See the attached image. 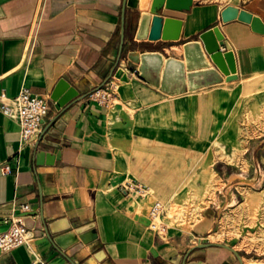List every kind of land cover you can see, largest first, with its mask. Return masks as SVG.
I'll list each match as a JSON object with an SVG mask.
<instances>
[{"label": "crops", "instance_id": "obj_1", "mask_svg": "<svg viewBox=\"0 0 264 264\" xmlns=\"http://www.w3.org/2000/svg\"><path fill=\"white\" fill-rule=\"evenodd\" d=\"M193 1L189 11H160L182 21L168 39L136 37L151 0L126 5L121 42L123 0H0V93L28 87L49 103L40 134L26 144L0 110V164L12 168L0 169V231L3 215L23 203L32 209L29 242L0 250V264H264L262 253L209 238L217 211L241 203L244 190L264 188V131L233 136L223 150L212 136L241 95L264 88V0ZM229 5L251 21H224ZM212 27L234 72L224 73L205 49L200 33ZM104 87L109 100L100 104ZM206 169L222 194L185 234L150 229L145 211L118 189L135 179L152 188L150 201L165 202L201 183ZM50 222L93 223L84 233L96 237L57 248ZM204 242L212 244L197 247Z\"/></svg>", "mask_w": 264, "mask_h": 264}, {"label": "rangeland", "instance_id": "obj_2", "mask_svg": "<svg viewBox=\"0 0 264 264\" xmlns=\"http://www.w3.org/2000/svg\"><path fill=\"white\" fill-rule=\"evenodd\" d=\"M236 2L238 0H216ZM264 131V88L252 89L240 96L235 110L229 115L223 130H214L213 144L217 149H224L225 142L231 137L249 136ZM236 139V138H235ZM233 151L236 147L233 146ZM201 181L193 186H186L170 200L163 201L164 212L155 219L156 232L162 234H185L200 219L207 206L218 199L220 182L209 171L205 170L198 177ZM154 194V193H153ZM153 195L132 197L131 201L141 207L149 216ZM242 202L235 207L220 209L215 217L218 220L216 233L211 240L236 242V248L255 251L264 255V188L256 191L250 189L242 193ZM142 202V205H141ZM218 232V233H217Z\"/></svg>", "mask_w": 264, "mask_h": 264}, {"label": "built area", "instance_id": "obj_3", "mask_svg": "<svg viewBox=\"0 0 264 264\" xmlns=\"http://www.w3.org/2000/svg\"><path fill=\"white\" fill-rule=\"evenodd\" d=\"M96 100L100 104H107L109 93L107 88L98 90ZM1 112L13 119L20 127L22 141L34 142L42 129V123L48 115L49 103L46 97L33 93L28 87L21 88L13 97L0 93ZM3 173H10L12 168L5 161L0 164ZM118 189L126 196L147 197L153 195L152 188L141 181L132 179L118 185ZM165 210V204L159 199H153L149 209V227L156 230L154 222ZM32 211L29 203L19 206L18 212L3 215L2 220L7 225L0 231V250L8 251L17 246L24 245L31 238V229L25 222V217ZM33 264H49L46 261H37Z\"/></svg>", "mask_w": 264, "mask_h": 264}, {"label": "water", "instance_id": "obj_4", "mask_svg": "<svg viewBox=\"0 0 264 264\" xmlns=\"http://www.w3.org/2000/svg\"><path fill=\"white\" fill-rule=\"evenodd\" d=\"M137 0H123L122 15H121V42L124 39V18L126 5L133 6ZM193 0H151L150 13H144L141 16L138 31L136 33L137 38L148 37L149 39H157L159 37L163 39L177 38L180 34L182 21L181 19L160 15V11L163 7L178 11H189L193 5ZM233 18H239L245 21H251L250 13L239 10L234 6H227L222 11V19L228 21ZM257 20L254 17L253 23ZM205 49L210 55L211 59L218 65V67L226 74L230 71L234 72L232 66L231 51L223 52L221 45L224 44L223 35L219 31L218 27H212L204 30L200 33ZM93 223L72 227L70 224L63 228L57 229L56 223L50 222L46 224L48 236L54 246L61 249H67L72 244L80 240L83 243H89L95 239V232L85 234L84 232L93 228ZM212 244L211 242H204L197 244V247H204ZM220 245L229 248L236 255L239 256L238 252L231 246L219 243ZM98 259V255L94 256ZM93 259H89L85 264H94Z\"/></svg>", "mask_w": 264, "mask_h": 264}, {"label": "bare ground", "instance_id": "obj_5", "mask_svg": "<svg viewBox=\"0 0 264 264\" xmlns=\"http://www.w3.org/2000/svg\"><path fill=\"white\" fill-rule=\"evenodd\" d=\"M131 204V203H130ZM132 205H135L134 203ZM141 205H142V202H141Z\"/></svg>", "mask_w": 264, "mask_h": 264}]
</instances>
